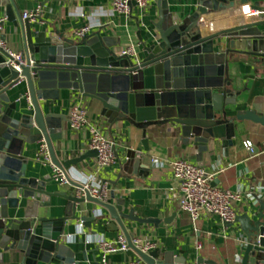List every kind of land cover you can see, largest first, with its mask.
Here are the masks:
<instances>
[{"label": "water", "instance_id": "95a60500", "mask_svg": "<svg viewBox=\"0 0 264 264\" xmlns=\"http://www.w3.org/2000/svg\"><path fill=\"white\" fill-rule=\"evenodd\" d=\"M201 6L184 19L170 13L166 0L153 23L155 33L138 36L142 51L136 57L116 52L114 43L102 32L83 37L47 32L22 18L16 0H0L8 18L21 28L23 50L20 70L7 64L12 57L0 48V264H81L76 252L67 244L68 221L80 220L92 227L97 217L78 216V205L92 202L108 211L116 231L127 238L129 257L143 264H187L172 251L154 248L144 252L136 247L134 235L125 221L157 224L158 220L138 217L134 209L126 212L125 201L116 204L93 197L89 192L80 197L75 192H49V178L27 176L26 147L45 142L52 164L68 175V170L88 157H97L91 150L77 158L60 160L54 142L62 138L65 116L46 112L47 101L60 98L62 90L77 91L82 98L100 103L101 114L110 124L116 122L154 121L180 131L183 144H193L199 153L208 150L211 141L222 139L233 144L237 122L253 121L264 125V116L254 110L233 112L237 94L231 89L228 55L243 52L259 57L264 63V20L203 36L198 21L210 10ZM223 35L215 51V38ZM1 39L6 41L5 37ZM224 44L227 47H224ZM24 82L26 91H18ZM144 151L149 150L147 129L143 131ZM199 154V155H201ZM142 153L129 149L124 170L132 172L142 163ZM69 177V175H68ZM55 179V178H52ZM217 185V181L213 183ZM64 196L68 208L64 216L19 217L21 198L41 200L50 205L51 196ZM115 197L114 194L111 195ZM242 237L240 257L236 264H264V198H258L247 212L238 215ZM97 233V231H93ZM98 249V248H97ZM21 255V256H20ZM88 261L87 253L82 252ZM101 264V262H97Z\"/></svg>", "mask_w": 264, "mask_h": 264}, {"label": "crops", "instance_id": "0c3cea01", "mask_svg": "<svg viewBox=\"0 0 264 264\" xmlns=\"http://www.w3.org/2000/svg\"><path fill=\"white\" fill-rule=\"evenodd\" d=\"M21 13L31 11L41 6L42 12L33 25L40 26L47 32H60L66 36H75L81 28H90L89 33L102 32L111 38L113 49L121 54L126 46L133 41L137 55L142 51L138 36L139 28L146 40L147 34L155 33L153 23L158 22L159 13L163 8V0H154L147 7L134 6L130 15L116 12L113 0H16ZM171 14L184 19L197 12L201 6L213 9L212 0H166ZM218 7L234 5L239 8L250 4L255 8L264 9V0H219ZM0 19H5L0 30V38L6 39V44L13 51L22 52V30L16 27L8 18L7 8L0 5ZM252 21H260L255 15ZM203 36L210 35L201 28ZM223 35L215 38V51L221 43H226ZM227 47L224 44L225 48ZM229 62V77L231 89L238 95L237 104L231 106L233 112L238 110H254L264 116V63L259 57L243 52H234L227 57ZM18 91H26L22 82ZM75 105L86 107L90 119L103 134L117 142V160L105 168H98L96 157H88L68 170L70 181L81 183L85 177L95 178L97 183H106L108 202L116 204L119 199L125 201L126 212L135 210L138 217L158 220L157 224H139L125 221L127 227L136 238L151 241L155 248L172 251L176 257H183L187 264H236L240 257V239L242 231L239 224H226L218 216H202L193 224L191 216L182 209L180 183L170 167V161L175 158H185L195 164L203 165L209 172L219 173L214 182L231 191L242 193L245 198L236 205L238 215L247 212L254 204V193H261L264 198V125L244 121L237 122L236 135L233 144L226 145L218 139L208 144V150L199 153L198 147L191 141L183 144L180 131L170 125L156 121L116 122L110 124L101 114L99 102L82 98L77 91L62 90L59 99L47 101L46 112L65 116L62 138L54 142L56 154L60 160L77 158L90 152L91 132L88 127L74 130L69 126V112ZM147 129L149 150L144 151V129ZM246 140H251L259 152L252 154L244 146ZM35 143L26 147L24 153L28 160L27 176L49 178L46 189L49 192H75L72 185H61L53 177V166L39 160L40 145ZM129 149L142 153V163L132 172L124 170L126 154ZM201 154V155H199ZM112 194L115 195L112 198ZM51 204L36 200L21 198L19 217L28 216L60 218L65 215L68 200L64 196H51ZM78 216L97 217L92 221V227L82 226V221H68L65 228L67 244L76 252V259L81 264H97L101 261V252L91 239L96 236L107 240H116L122 232L116 231V223L111 219L106 209L95 203L85 202L78 205ZM97 231V233H93ZM228 237H226V236ZM202 242L198 250L196 243ZM1 251V249H0ZM82 252L87 253L88 261L83 260ZM21 256V255H20ZM134 257L118 251L109 254L110 264H130ZM5 264H9L5 262Z\"/></svg>", "mask_w": 264, "mask_h": 264}, {"label": "built area", "instance_id": "2783aa9c", "mask_svg": "<svg viewBox=\"0 0 264 264\" xmlns=\"http://www.w3.org/2000/svg\"><path fill=\"white\" fill-rule=\"evenodd\" d=\"M154 0H113V9L116 12L130 15L134 6L139 8L147 7ZM42 8L37 6L34 10L25 11L22 13L24 20L31 22L36 21L41 16ZM258 15L261 20H264V9L255 8L250 4H243L239 8L237 6H228L224 9L210 10L203 14L198 26L203 28L208 34H215L220 31L233 29L239 26L253 23L251 18ZM5 19H0V30ZM90 28L84 27L75 32V36L83 37L89 34ZM0 48L5 50L12 60H8L7 64L20 70V65L16 62H21V52L13 51L8 47L6 41L0 38ZM122 55L136 57L137 51L135 44L131 41L126 48L121 52ZM69 126L77 130L82 127H88L91 132L90 146L91 149L97 151L96 163L98 168L102 169L114 164L117 160V142L106 137L101 129L91 121L89 111L86 107L75 105L69 112ZM252 154H258L255 144L251 140L244 142ZM264 152V143H263ZM39 160L53 166V177L61 185H71L68 175L52 164L51 157L48 151L47 144L42 141L40 145ZM170 167L174 178L180 183V191L182 195V209L188 212L191 216L193 224H196L202 216H218L226 224H236L237 210L236 205L242 202L245 196L240 192L231 191L229 189L214 185L216 175L219 173L209 172L203 165L195 164L185 158H175L170 161ZM80 186L76 188V194L80 197L85 196L89 192L93 197L100 200H108V189L106 183H97L93 177H85ZM255 203L258 198L263 195L259 192L254 193ZM83 226V224L81 223ZM226 236V235H225ZM228 237V236H226ZM240 239V238H239ZM91 241L96 244V247L101 252V264L109 263V254L118 251H127L129 244L127 238L122 234L116 240H107L105 237L92 238ZM133 244L144 252H149L155 248V244L148 240L134 237ZM198 250L202 249L201 241L196 243ZM130 264H143L140 259H134Z\"/></svg>", "mask_w": 264, "mask_h": 264}]
</instances>
